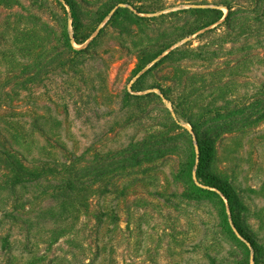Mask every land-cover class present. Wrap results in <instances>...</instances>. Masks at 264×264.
Here are the masks:
<instances>
[{"label":"rangeland","instance_id":"obj_1","mask_svg":"<svg viewBox=\"0 0 264 264\" xmlns=\"http://www.w3.org/2000/svg\"><path fill=\"white\" fill-rule=\"evenodd\" d=\"M68 1L0 0V264H264V0Z\"/></svg>","mask_w":264,"mask_h":264},{"label":"trees","instance_id":"obj_2","mask_svg":"<svg viewBox=\"0 0 264 264\" xmlns=\"http://www.w3.org/2000/svg\"><path fill=\"white\" fill-rule=\"evenodd\" d=\"M64 2H65L66 5L70 6V8L72 9V5H70L68 0H64ZM228 10H229V8H228ZM64 36L67 38V41H71V39H73L74 41L76 40V36L75 35H73L70 38L69 34L65 33ZM192 130L194 131V137H192V135H188L189 137L185 136L186 144H187V146L189 148V157H188V159L186 161V164L183 167V170H184L185 174L191 175L190 176L191 178H192V170H193V168L194 167L197 168L196 173L198 174L199 171L201 170V167L203 166V154H204L203 152H204V150H206V149L214 150V143L216 141V137L215 136L217 135L216 133H214L212 136L208 137L205 141H203L204 143H202V141L199 139V135L195 132L194 127L192 128ZM184 132L187 135V131L185 130ZM191 139L195 140V145L193 144ZM196 147L199 150V157H198V161L199 162L198 163H195V159H196L195 148ZM222 194H223L224 197H226V199H228L227 193L225 191H223ZM223 208H224V205H223Z\"/></svg>","mask_w":264,"mask_h":264},{"label":"water","instance_id":"obj_3","mask_svg":"<svg viewBox=\"0 0 264 264\" xmlns=\"http://www.w3.org/2000/svg\"><path fill=\"white\" fill-rule=\"evenodd\" d=\"M193 179H195V175H193Z\"/></svg>","mask_w":264,"mask_h":264}]
</instances>
